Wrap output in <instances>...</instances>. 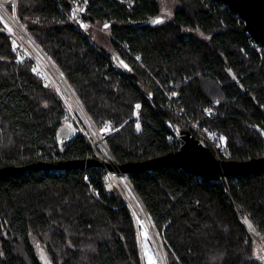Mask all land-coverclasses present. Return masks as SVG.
<instances>
[{
    "label": "trees",
    "instance_id": "1",
    "mask_svg": "<svg viewBox=\"0 0 264 264\" xmlns=\"http://www.w3.org/2000/svg\"><path fill=\"white\" fill-rule=\"evenodd\" d=\"M79 0H18L16 15L72 86L118 165L177 151L165 93L227 137L232 160L264 153V54L244 23L215 0H89L85 17L109 34L98 43L68 20ZM158 25L134 26L155 16ZM0 32V168L95 158L62 122L58 93L20 64ZM123 60L126 65L121 64ZM139 106L141 131L133 116ZM217 114L210 117L207 109ZM214 153V152H213ZM216 155V153H214ZM158 233L168 264H264V171L205 181L179 168L126 175ZM43 248L36 250L33 240ZM163 247V249H162ZM0 264H143L138 228L102 167L28 170L0 179Z\"/></svg>",
    "mask_w": 264,
    "mask_h": 264
},
{
    "label": "built area",
    "instance_id": "2",
    "mask_svg": "<svg viewBox=\"0 0 264 264\" xmlns=\"http://www.w3.org/2000/svg\"><path fill=\"white\" fill-rule=\"evenodd\" d=\"M70 4L71 11L67 15V17L68 20L73 23L76 28L83 29L85 32H89L91 30H99L105 33L106 30L104 27H100V25L90 22L85 17V13L90 7L89 0H79V3L70 1ZM17 5L18 0H10L8 6L6 5V3L0 0V32L8 35L13 39L14 46L12 48V52L17 57V61L20 64L31 62L32 71L36 75V77L41 80L42 86L46 89H52L58 93L63 102L62 122L64 123V125L75 130L76 133L83 134L92 147L95 158L106 163L104 161L105 156L102 157L101 155V153L103 155L104 153L101 146L99 145V142H102L107 148V137L114 133L116 130L106 128L105 130L100 131L97 129L96 125L85 111L82 102L78 98L72 86L66 81L49 55L36 43V41L20 23L16 15ZM249 48L260 55L264 54V46L253 39H251ZM165 96L169 101L171 110L177 118V122L167 123V127L170 130V134L167 136L168 143H178L180 148L182 145L183 131L188 130L193 136L196 137V139H198L199 143L202 146L208 147L214 153H216L217 158L223 160H231V153L227 146V137L225 136V134L204 127L201 121L194 120L190 115H188L186 107L176 101L179 97V94L177 92L171 95L166 92ZM139 109L140 107L136 106V112L133 116L136 132L141 131L142 127V119L139 114ZM206 114L210 117H215L217 115L211 108L206 110ZM113 160L115 166L118 165L114 158ZM108 173L111 175V178H108L109 183L121 190L119 187L120 182L118 181L117 176L118 172L108 171ZM128 183L129 189L139 200L129 181ZM121 192L123 193V197L126 203L132 209L130 205L131 203L129 204V198L125 196L124 191L121 190ZM139 204V206H141V210L147 217L145 208L140 200ZM132 213L138 228V235L140 238L139 223H141V221L137 217L133 209ZM137 220L139 221V223Z\"/></svg>",
    "mask_w": 264,
    "mask_h": 264
},
{
    "label": "water",
    "instance_id": "3",
    "mask_svg": "<svg viewBox=\"0 0 264 264\" xmlns=\"http://www.w3.org/2000/svg\"><path fill=\"white\" fill-rule=\"evenodd\" d=\"M226 4L244 23L247 37L264 46V0H215ZM165 21L164 16H155L148 20L136 22L134 26L158 25ZM108 25H104L106 29ZM121 64L126 62L120 60ZM71 129V128H70ZM72 133H76L71 129ZM102 167L107 171H116L123 175L132 172H144L157 168H179L205 181H218L227 176H246L264 171V153L261 157L248 160H223L213 151L202 146L190 131L184 130L182 145L177 151L161 155L147 161L128 162L112 166L96 158L71 159L57 162L39 161L24 166H5L0 168V179L28 170H72ZM112 187V184L109 183ZM153 228V227H151ZM154 229V228H153Z\"/></svg>",
    "mask_w": 264,
    "mask_h": 264
},
{
    "label": "rangeland",
    "instance_id": "4",
    "mask_svg": "<svg viewBox=\"0 0 264 264\" xmlns=\"http://www.w3.org/2000/svg\"><path fill=\"white\" fill-rule=\"evenodd\" d=\"M4 3H6V5L8 6V3L10 0H2ZM159 4H160V8L162 10V14L165 15L167 17V19H170L172 18L173 16V13L174 11L176 10V7H177V3L174 1V0H158ZM100 27H103V26H100ZM91 34H92V38L96 41V42H100L102 38H107L109 35L106 31L105 33L104 32H101L99 30H91L89 31ZM101 152V151H100ZM102 157H104V155L101 153ZM108 159H109V156L107 155ZM105 159V158H104ZM108 172V171H107ZM109 173H108V178L110 179L111 178V175L109 177ZM124 179H121V181H123ZM126 181V180H124ZM127 182V181H126ZM116 191H118L122 196H123V193L121 192V190L118 189V187H115ZM124 191L125 193V196L127 198H129V201L130 203L132 204L133 208H134V212L136 213L137 217L140 219L141 223H139V231L140 229L144 226L147 230H149L152 226L150 225L149 221H148V218L146 217V215L143 213V211L141 210V206H138L136 207V204H135V201L138 202L139 204V200L136 198V196L134 195L133 192H131L130 189H127V190H122ZM135 199V201H133V199ZM135 220V219H134ZM158 234V233H157ZM157 234H151L152 235V239L150 238V235L148 234V242H149V247L151 250H153L154 252V256L157 258L159 256L158 252H157V249L162 251L161 250V240L160 238L158 237L159 235ZM150 239V240H149ZM153 240V241H152ZM255 240L257 242V246H258V253H259V257L260 258H264V250H263V239L261 238L260 235H255ZM34 244L36 245V250L38 252H40L41 254V250L43 249L41 247V245H37L38 242L36 239L33 240ZM154 242V243H153ZM155 245L157 246V249L155 247ZM143 250H141V255H142V258H143V264H152V263H155L154 261V256L152 255V252L148 250V259H149V263L147 262L146 260V253H147V248L146 246L144 247L143 245ZM163 249V247H162ZM164 252V250H163ZM143 253V254H142ZM161 257H159V261H160ZM163 259V258H162ZM161 259V260H162ZM164 259L166 261V263L168 264L167 262V257L164 253Z\"/></svg>",
    "mask_w": 264,
    "mask_h": 264
},
{
    "label": "bare ground",
    "instance_id": "5",
    "mask_svg": "<svg viewBox=\"0 0 264 264\" xmlns=\"http://www.w3.org/2000/svg\"><path fill=\"white\" fill-rule=\"evenodd\" d=\"M0 16H1V13H0ZM99 145L101 146V148H102V151H103V153H104V156H105V159H104V161L106 162V163H110L112 166H115V163H114V160H113V157H112V155L110 154V152H109V150L104 146V144L102 143V142H99ZM107 155L109 156V159H108V157H107ZM117 176H118V181L120 182V184H119V187H120V189L121 190H126V189H129V183H128V180L126 179V177L123 175V174H119V173H117ZM121 179H124V180H126V181H121ZM133 199V201H135V199L134 198H132ZM129 204H130V202H129ZM135 204H136V207H138L140 204H138V202H136L135 201ZM131 205V207H132V209L134 210V208H133V206H132V204H130ZM140 247H141V250H143V245H144V247L146 246V248H147V253H146V260H147V262L149 261V259H148V250L149 251H151L152 252V255L154 256V252H153V250H151L150 249V247H149V242H148V234L150 235V238L152 239L153 237H152V235L153 234H157V232L153 229V228H150L149 230H147L144 226L140 229ZM152 234V235H151ZM158 235V234H157ZM159 237V236H158ZM150 240V239H149ZM153 241V240H152ZM154 243V242H153ZM155 247H156V249H157V246L155 245ZM157 252H158V254H159V256L156 258L155 256H154V261H155V263H152V264H167L166 263V261H165V259H164V252L163 251H160V250H158L157 249ZM143 254V253H142ZM159 257H161V259H160V261H159ZM149 263V262H148ZM145 264V263H144ZM150 264V263H149Z\"/></svg>",
    "mask_w": 264,
    "mask_h": 264
}]
</instances>
